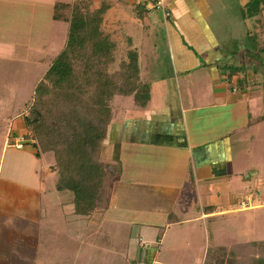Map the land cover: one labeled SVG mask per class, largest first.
<instances>
[{
  "label": "crops",
  "instance_id": "0c3cea01",
  "mask_svg": "<svg viewBox=\"0 0 264 264\" xmlns=\"http://www.w3.org/2000/svg\"><path fill=\"white\" fill-rule=\"evenodd\" d=\"M75 2L109 5L105 31L125 61L138 54L150 100L115 97L101 160L116 173L108 205L90 216L59 190L54 160L18 147L21 110L7 117L0 264H206L228 248L236 215L264 207V184H252L264 157V0H169V16L155 0H0V14L29 5L54 25L56 5ZM13 44L0 38V57H17Z\"/></svg>",
  "mask_w": 264,
  "mask_h": 264
},
{
  "label": "trees",
  "instance_id": "16d2710c",
  "mask_svg": "<svg viewBox=\"0 0 264 264\" xmlns=\"http://www.w3.org/2000/svg\"><path fill=\"white\" fill-rule=\"evenodd\" d=\"M108 10V4L98 10L90 3L56 5L53 19L69 25L67 42L37 84L24 117L36 141V157L54 155L58 188L74 194L76 213L83 216L108 205L112 168L101 157L115 97L134 96L141 107L150 100V86L140 81L136 52H128V61L122 62L120 80L108 73L118 54V45L105 31ZM230 264H238L234 256Z\"/></svg>",
  "mask_w": 264,
  "mask_h": 264
},
{
  "label": "rangeland",
  "instance_id": "374dc122",
  "mask_svg": "<svg viewBox=\"0 0 264 264\" xmlns=\"http://www.w3.org/2000/svg\"><path fill=\"white\" fill-rule=\"evenodd\" d=\"M4 11L5 14H0V38L20 46L21 50L17 57L14 55L11 58L0 57V146L1 141L4 137H8L11 129V123L7 117L15 116L20 110L22 119L27 115V103L31 100L35 87L41 80L44 71L46 72V68L62 51L69 30V26L65 23L52 25L49 14L45 11L39 12L29 5L4 7ZM160 38L158 46L164 49L165 44ZM154 39L151 36V40ZM152 42L155 44L156 40ZM152 55L150 53V57ZM43 56L46 59V65L38 64L37 60ZM124 57L125 54L121 51L117 54L113 64H108V73L115 79L120 80V75L124 73V68H121L124 64L122 63ZM262 132L264 134V131ZM262 139L264 141L263 135ZM22 143L23 146L29 147L36 144L33 134L29 130ZM250 146L248 145V147ZM262 149L264 150V148ZM44 156L46 162L48 159L54 160L53 154ZM255 162L262 165V167L260 165L262 173L257 177L252 176V184H256L257 181L264 184V157L255 159ZM113 170L108 172L111 176L116 173ZM261 195L264 196V187L261 189ZM258 203H260L258 200L252 201V206H256ZM263 203L264 201L261 202V204ZM250 207L251 205L248 206V209ZM236 218H233L235 226H231L233 232L231 231L230 235L227 234L223 242L224 246L228 247L225 248L226 253L222 251L223 248L215 249L211 252L209 264H219V262L230 264L233 256L237 259L238 264H258L260 260L264 262V207L238 214ZM222 260L224 261L222 262Z\"/></svg>",
  "mask_w": 264,
  "mask_h": 264
},
{
  "label": "built area",
  "instance_id": "2783aa9c",
  "mask_svg": "<svg viewBox=\"0 0 264 264\" xmlns=\"http://www.w3.org/2000/svg\"><path fill=\"white\" fill-rule=\"evenodd\" d=\"M168 1L169 0H155L154 2V9L165 12L166 16L170 15L168 10ZM18 147L22 148L23 144H18ZM249 204H244V208H248Z\"/></svg>",
  "mask_w": 264,
  "mask_h": 264
}]
</instances>
